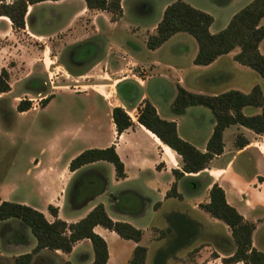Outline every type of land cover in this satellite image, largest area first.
I'll list each match as a JSON object with an SVG mask.
<instances>
[{
    "label": "crops",
    "instance_id": "1",
    "mask_svg": "<svg viewBox=\"0 0 264 264\" xmlns=\"http://www.w3.org/2000/svg\"><path fill=\"white\" fill-rule=\"evenodd\" d=\"M172 1L174 0H120L121 15L115 21H110L108 12L104 10H90L97 11L91 21L92 24L94 23L92 34L99 35L101 32L100 27L95 23L100 13L104 14V23L112 27L126 15L124 3L128 6L130 12L138 17L137 19L151 13L153 4H155L158 7L159 14L143 31L142 43L144 45L146 34L154 31L164 7ZM182 1L208 13L211 16L208 31L209 33H216L226 26L233 13L251 0ZM82 5L84 7L83 1ZM28 9L29 5L27 11H29ZM258 24L264 25V15L259 19ZM0 26L2 28L0 33L3 34L10 29V22L7 17H0ZM136 26H139V24L136 23ZM27 28L25 23L24 27L20 29L32 33L34 36L37 35L31 31L29 32ZM196 50V43L189 34L176 32L158 47L152 50L147 49L146 55L140 57V59L129 54L125 49L120 50L123 55L121 59H115L108 49L101 53L99 55L100 59L89 65L90 69L101 63L104 74L120 73L122 69L128 71V62L125 60L129 59L130 63L143 67L145 73L136 78L131 77L129 73V75H120V77L114 79L112 91L115 93L114 86H116L121 94L114 95L113 101L116 102L114 104L106 101L108 124L105 133L97 125L84 130V127L82 128L83 124H77L70 134L72 140L87 137L96 139L99 135H103V141L98 144L84 145V147L70 153L60 166L53 165L47 166L45 170H36L33 179L40 186L39 191L42 193V198L37 203L11 202L27 204L40 211L47 221L54 219L46 210V206L50 204L56 210V218L66 223L75 222L83 217L91 207L100 203L110 219L127 222L141 230L139 244L143 238L144 230L148 231L147 242L153 241L154 246L150 250L147 246L148 243H144L145 256L143 264L148 258L151 264H222L220 259L229 254L232 249L229 230L221 221L209 216L198 207L199 203L207 202L208 189L215 182L223 190L226 203L235 208L244 219L254 224L251 233V246L264 252V196L261 194V188L264 186V132L256 134L240 125H228L221 133L222 151L220 154L212 156L202 170L196 173L182 172V176L174 177L172 169L181 171L179 156L167 145L160 142L152 132L135 121L137 109L146 100L154 107L159 118L174 123L175 133L180 139L188 142L200 152H204L205 143L213 126L212 115L207 108L200 105L187 106L181 114H173L170 110V104L177 86L192 93L216 95L230 89L247 93L253 86L257 85L264 104V78L233 59V55L239 50L238 47L218 55L205 65H194L192 63ZM257 50L264 56V37L258 41ZM59 58V56H56V60H59ZM106 68H108L109 73L106 72ZM74 70H77V67ZM155 77L156 80L168 81L172 86L167 87L158 84L156 80H153ZM148 84L152 85L151 89L147 88ZM87 91L96 93L102 99L107 97V95L104 96L101 92L91 89L83 93ZM116 105L122 107L127 114L131 111L136 113L134 117H130L132 124L119 133L115 131L110 119V109ZM37 106L31 103L25 111L35 109ZM259 111V107L249 105L241 108L244 115H254ZM88 121L94 122L90 118ZM80 134L84 135L79 138ZM236 135L245 140L244 145L241 147L233 145ZM111 144H113L114 150L123 165L124 176L122 178H115L111 164L109 163V168L106 161L87 163L72 171L68 169V161L81 150L92 147L102 148ZM164 147L169 149L171 157L166 155ZM238 157H241L239 165L231 168L234 160ZM103 168L107 170L105 176ZM74 180V191L71 193L69 186ZM102 181L104 182L103 186ZM188 181H191L194 187L188 186ZM172 183L175 192L179 195L178 198L165 195ZM109 189L115 190L114 193ZM247 191H251L252 197V199L247 197V199H251L249 200L251 202L247 203L251 205V209H255L256 215L250 214L246 202L238 201L241 195L244 198ZM119 197H127L130 201L139 202L142 206L141 210L125 214L118 209H114L113 204ZM1 200L6 199L0 198ZM174 203L178 204L179 209H174ZM163 207L165 208L163 209ZM107 208H109V211ZM146 211L149 213L148 217L151 218L146 225L142 226L134 223L131 219L143 217ZM171 213L182 215L181 223L183 227L172 228L173 232L171 234L173 236L179 234L185 243L174 251L161 254L162 249L173 243L172 235L166 236L165 233L158 236V230L166 228V216ZM197 216L205 217L213 226L219 225L223 229L222 232L217 233L214 230L204 232ZM155 218H160L162 221H155ZM18 224L19 222L13 219L0 221V257L16 256L18 255L16 252H28L34 246V238L26 228H21L22 231L19 233L24 234L25 244H22V239L20 243L13 238L18 233V228H20ZM92 231L98 234L106 244L107 258L104 264H124L128 260L135 245L133 241L121 240L113 231L99 225H94ZM254 233H256V243L253 239ZM115 244H118L119 248L114 247ZM82 246L91 248L89 241L83 238L75 241L67 253L59 250L40 249L33 254L32 262H35V257L38 256L36 264H51V262L62 264L64 261L72 264L70 258L72 255H76L77 264H87L92 259V252L88 256ZM187 256V263H184L183 261ZM233 264L242 263L235 262Z\"/></svg>",
    "mask_w": 264,
    "mask_h": 264
},
{
    "label": "rangeland",
    "instance_id": "2",
    "mask_svg": "<svg viewBox=\"0 0 264 264\" xmlns=\"http://www.w3.org/2000/svg\"><path fill=\"white\" fill-rule=\"evenodd\" d=\"M124 9L126 15L112 27L104 23L103 13L98 14L95 23L100 27L101 32L95 35L92 34L94 23L92 24L91 21L97 11L86 10L81 0L41 1L33 4L32 7L29 6V11L26 8L25 20L29 24L27 29L37 35L34 36L20 28H13L11 25L4 34L0 33V69L6 71L9 84V90L0 93V198L8 201H25L28 204L37 203L42 198V193L39 191L40 186L33 179L36 170H45L47 166H60L70 153L84 145L103 141V135H99L96 139L93 137L83 139L81 136L84 134H80L81 139H70L73 127L77 124H83L84 130L97 125L105 133L108 124L106 101L114 104L116 103L113 101L114 95L121 94L116 86H114L115 93L112 91L114 79L120 77L119 72L104 74L101 63L94 65L92 69L88 67L100 59L99 55L106 49L115 59L123 57L120 53L121 49H125L137 59L144 57L148 51L142 43L143 31L159 14L155 4L151 13L139 19L130 12L126 3ZM136 23L139 26H136ZM76 45L79 46V50L73 52L72 56L85 59L81 61L82 65L77 70L73 69L72 73L66 72L61 67V63L66 62L65 54ZM56 56L60 57L59 60H56ZM88 58L90 60H87ZM125 61L130 62L129 59ZM106 72L109 73L108 68ZM121 72L123 75H129L125 69ZM156 79L155 77L153 80ZM156 82L167 87L172 86L163 79ZM151 87L152 85H147L148 89ZM88 89L101 92L107 97L102 99L92 91L83 93ZM47 96L51 98L41 106L40 102ZM22 99H28L30 104L38 105L37 108L25 112L16 111L15 105ZM129 114L128 116L132 118L136 113L131 111ZM89 118L94 122L88 121ZM239 160L241 157L234 160L231 168L237 167ZM107 166L110 168V164ZM103 171L105 176L107 170L103 168ZM75 180L69 186L71 193L74 191ZM102 183L103 186L104 182ZM188 186L194 187V184L188 181ZM109 191L114 193L115 190L109 189ZM261 194L264 196V186L261 188ZM247 197H251V191H247L244 198L241 195L238 201L251 202L249 200L252 197L251 199ZM113 205L114 209L125 214L142 208L139 202L130 201L127 197H119ZM173 206L174 209H179L177 203ZM247 208L251 215H256L255 209H251L249 203ZM107 209L109 211V208ZM148 216L149 213L146 211L143 217L131 219L134 223L144 226L148 220H151ZM197 217L204 232L212 230L217 233L222 232L223 229L219 225L213 226L205 217ZM155 221L162 220L155 218ZM18 226L20 227L18 233L13 238L20 243L23 240L22 244H25L24 234H19L22 231L20 223ZM147 237L148 231L144 230L141 243L142 245L148 243L147 246L151 250L154 246L153 241L147 242ZM253 239L256 243V233ZM121 240L127 239L121 238ZM114 247L119 248L118 244ZM82 248L88 256L91 255V248L85 246ZM19 253L22 252H16ZM13 256L0 257V264H11ZM37 260L38 256L35 257L34 264ZM187 260L188 256L183 262L187 263ZM70 262L77 264V256L72 255ZM51 264L58 263L51 262ZM145 264H151L149 258L146 259Z\"/></svg>",
    "mask_w": 264,
    "mask_h": 264
},
{
    "label": "trees",
    "instance_id": "3",
    "mask_svg": "<svg viewBox=\"0 0 264 264\" xmlns=\"http://www.w3.org/2000/svg\"><path fill=\"white\" fill-rule=\"evenodd\" d=\"M47 0H0V17H7L13 28H23L26 20L24 15L27 6ZM55 1V0H51ZM84 7L89 10H104L109 14V20L115 21L121 15L120 0H82ZM264 15V0H251L232 14L226 26L216 33H209L208 26L211 16L198 10L182 0H174L167 4L152 33L145 36L144 45L147 49H154L163 43L170 35L176 32L189 34L196 43V53L192 59L194 65L210 63L218 55L224 54L234 47L238 52L233 59L254 70L264 78V56L257 50L258 41L264 37V25H259V19ZM29 27V24L26 23ZM9 84L7 73L0 69V93L7 92ZM51 97L47 96L40 102L44 106ZM200 105L207 108L213 118L211 133L205 143V151L200 152L188 142L180 139L174 128V123L158 117L154 107L146 100L137 109L135 121L152 132L160 142L167 145L180 158V170L172 169L174 177L183 173H196L206 167L209 159L222 151V130L231 124L243 126L256 134L264 132V104L259 87L253 86L247 93L237 90H227L216 95L192 93L180 86L176 87L175 95L170 104L173 114H181L185 107ZM259 107L260 111L254 115H244L241 108L244 106ZM30 107L28 99L19 100L15 105L16 111H25ZM110 119L117 133L132 124L128 114L120 106L110 109ZM245 140L236 135L233 145L241 147ZM94 161H106L111 164L116 179L124 176L123 165L118 158L113 144L102 148H85L68 161L70 171ZM166 196L179 197L172 183ZM208 200L199 203L198 207L209 216L221 221L229 230L232 249L223 256L222 264H264V252L251 246V233L254 224L244 219L232 206L226 203L223 190L214 182L207 192ZM47 212L54 217L47 221L43 214L21 203L1 200L0 221L13 219L18 221L22 228H26L34 238V246L25 253L12 258L11 264H34L33 254L40 249L50 251L59 250L67 253L72 244L80 239H87L90 243L92 259L87 264H104L107 258V249L104 240L92 231L94 225L113 231L119 238L128 239L135 243L130 257L124 264H143L145 247L139 244L141 230L131 224L110 219L100 203L95 204L81 218L75 222L66 223L56 218V210L50 204ZM181 214L171 213L166 216L167 226L158 230V236L171 234L172 228L183 227ZM173 243L162 249L161 254L174 251L184 245L179 234L173 236ZM159 254V252H158ZM62 264H70L64 261Z\"/></svg>",
    "mask_w": 264,
    "mask_h": 264
},
{
    "label": "flooded vegetation",
    "instance_id": "4",
    "mask_svg": "<svg viewBox=\"0 0 264 264\" xmlns=\"http://www.w3.org/2000/svg\"><path fill=\"white\" fill-rule=\"evenodd\" d=\"M77 46V45H76ZM73 46L70 50H68L69 52H67L65 54V58H66V62L65 63H61V67L66 71V72H70L72 73L73 72V69L74 68H78L79 66L82 65V60L85 59H80V57L78 56L77 58L73 57L72 56V53L74 52H78L79 50V46ZM87 60H90L89 58ZM89 68V67H88ZM109 79V77H107Z\"/></svg>",
    "mask_w": 264,
    "mask_h": 264
},
{
    "label": "built area",
    "instance_id": "5",
    "mask_svg": "<svg viewBox=\"0 0 264 264\" xmlns=\"http://www.w3.org/2000/svg\"><path fill=\"white\" fill-rule=\"evenodd\" d=\"M128 71L131 75V77L136 78L138 76H142L145 73V70L143 67L133 64V63H128ZM119 75H123L122 72H120Z\"/></svg>",
    "mask_w": 264,
    "mask_h": 264
},
{
    "label": "bare ground",
    "instance_id": "6",
    "mask_svg": "<svg viewBox=\"0 0 264 264\" xmlns=\"http://www.w3.org/2000/svg\"><path fill=\"white\" fill-rule=\"evenodd\" d=\"M164 151H165L166 155L171 157V153H170V151H169V149L167 147H164Z\"/></svg>",
    "mask_w": 264,
    "mask_h": 264
}]
</instances>
